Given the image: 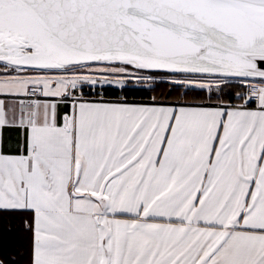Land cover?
<instances>
[{"label":"snow or ice","instance_id":"6c2138e0","mask_svg":"<svg viewBox=\"0 0 264 264\" xmlns=\"http://www.w3.org/2000/svg\"><path fill=\"white\" fill-rule=\"evenodd\" d=\"M0 264H264V0H0Z\"/></svg>","mask_w":264,"mask_h":264},{"label":"trees","instance_id":"16d2710c","mask_svg":"<svg viewBox=\"0 0 264 264\" xmlns=\"http://www.w3.org/2000/svg\"><path fill=\"white\" fill-rule=\"evenodd\" d=\"M131 95V94H130Z\"/></svg>","mask_w":264,"mask_h":264}]
</instances>
